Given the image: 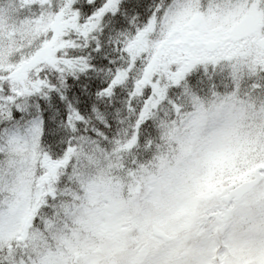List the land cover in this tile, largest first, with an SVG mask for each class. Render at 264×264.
<instances>
[{
  "label": "snow or ice",
  "instance_id": "1",
  "mask_svg": "<svg viewBox=\"0 0 264 264\" xmlns=\"http://www.w3.org/2000/svg\"><path fill=\"white\" fill-rule=\"evenodd\" d=\"M0 264H264V0H0Z\"/></svg>",
  "mask_w": 264,
  "mask_h": 264
}]
</instances>
